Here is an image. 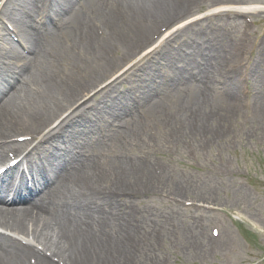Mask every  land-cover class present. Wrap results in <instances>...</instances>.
<instances>
[{"label":"bare ground","instance_id":"6f19581e","mask_svg":"<svg viewBox=\"0 0 264 264\" xmlns=\"http://www.w3.org/2000/svg\"><path fill=\"white\" fill-rule=\"evenodd\" d=\"M95 1L81 0L80 4H74L70 0H62V7L55 10L52 15L58 25V32L51 31L45 38H39L30 33L34 29L33 20L23 11H30L31 0H7L2 7V15L6 14L8 5L11 7V12L5 16L20 30L23 44L37 54L42 67L33 75V81L39 85L38 93L24 90V102L16 103L18 99L6 95L7 86L16 83L13 71L15 64L22 63L19 70L21 72L27 67V57L18 52L14 45H11L8 50L9 54L0 51V100L4 101L0 107V140L14 133L22 136L39 130V127L49 122L63 107L66 109L77 104L71 113H79V118H81L83 116L81 112L90 103L91 97L88 92L107 79L109 77L107 75L113 68L120 66L118 60L107 62L103 58L102 61L100 50L104 51V48H109L107 50L113 52L119 50L120 54L127 55L135 46L142 44L143 36H147L159 21H169L192 0H141L142 3L140 0H111V7H104L100 3L94 4ZM243 11L248 12L249 10ZM121 16H125L127 22L123 23L119 18ZM88 19H92L91 23ZM93 24L103 28L104 36L98 38V42L89 31ZM77 29H83L85 42L81 46L74 43L80 50L78 55L70 53L67 49L65 53L63 46L68 41L73 43ZM90 48H95L96 51L91 53ZM188 50V54L193 52V56L177 55L174 50L166 49L164 52L166 64L160 61L159 64L162 66H155L153 69H157L155 73L152 71L144 73V82L137 88L142 101L141 106H137L138 109L143 112L145 118L158 120L161 127L165 129L167 128L166 122L162 117L157 116L161 110L160 105L164 104L165 99L154 100L150 95L151 85L160 83L161 88H166L165 85H168L176 93L181 85L189 81V77L186 76L191 70L194 71L195 67H198L197 72L202 70L200 67L204 63L196 60L199 46L195 51L192 48ZM48 53H54L53 58L55 59H49L50 54ZM170 58L173 59L177 68L174 66L167 68ZM207 58L212 59L213 57L205 54L200 60ZM75 65L80 67L79 73H75ZM51 66L65 74L62 82H53V78L48 76ZM164 72H172L171 82L165 81ZM16 75L18 76L17 73ZM99 93L102 92L100 90L96 92V94ZM200 93L199 91L191 94L190 97L177 98L175 102L169 104L170 128L175 125V123L172 124L175 117L173 105L180 106L186 113L188 109L195 106ZM229 97L231 96H227ZM113 98L116 101L119 100V104L123 107L126 105L123 115L127 113L130 116L136 111L135 105L129 103L128 100H121L118 95H113L108 101ZM104 107L98 104L93 105L91 109L100 112ZM71 118L70 113L65 118L66 132L72 131L73 123L76 122ZM180 118L186 120V115H181ZM217 118L215 115L210 123L200 119L197 128H194V125L191 127L192 124L188 125L183 131L185 137L191 135L193 142L199 144L201 149L209 144L203 141L205 136H212V140H216L215 134L221 133V137H224L226 128ZM102 122L105 123L104 120ZM122 134L121 131L118 132V137ZM181 137L184 136L181 135ZM179 139L177 138L176 141ZM56 140L60 141L61 138ZM90 142L93 146L78 144L75 139H72L69 140L67 148L46 150L43 163H36L33 158L30 159L26 163V171L31 174L32 180L39 184V190L36 194L33 192L29 194L30 196H23V199H28L29 203L20 206L18 218L13 219L9 212H0V226L16 232L19 236H24L25 223H31L32 239L49 251L51 256L58 258L62 264H127L132 258L135 264H147L151 260L152 252L147 249L146 245H142L139 236L142 235L147 239L154 237L151 234L136 232L129 227L126 221L132 212L130 206L132 202L129 200L133 196L140 197L152 192L164 191L177 196L188 192L184 187H178L181 185L179 179L175 182L171 181L165 174L154 179L149 169L144 168L145 164L149 166L153 164L151 160L143 162L136 160L129 163L124 152L118 153L117 156L110 155L107 164L98 167L101 171L100 176L95 177L92 175V169L97 167L95 153L102 145L98 139L90 138ZM19 147L20 145H16V148ZM2 150L3 148L0 147V162L3 161ZM83 153L88 155L86 159L82 158ZM41 166L47 168L46 175L41 170L35 172V169ZM5 188H10V183H6ZM20 188L21 186H18L16 195L22 193ZM93 189L123 193L125 209L120 212L123 216H117V214L112 216L101 209L98 203L102 196ZM79 191L84 194L81 195ZM2 193L0 191V200ZM67 210H72L73 214L67 215ZM142 210L143 214L147 215L145 209L142 208ZM25 215L29 218L27 219ZM99 224L109 228L108 238L106 235L98 234L96 229ZM179 228L183 242L189 234L190 227L181 225ZM162 234L168 237L170 235L168 230ZM196 236H190L193 244H197ZM154 243L157 245V240ZM142 249L143 252H141ZM27 255L34 256L30 248L18 243L7 245L0 242V264H25ZM36 259L38 264H48L45 258L37 256Z\"/></svg>","mask_w":264,"mask_h":264},{"label":"rangeland","instance_id":"374dc122","mask_svg":"<svg viewBox=\"0 0 264 264\" xmlns=\"http://www.w3.org/2000/svg\"><path fill=\"white\" fill-rule=\"evenodd\" d=\"M211 1H217L214 4L219 2V0ZM223 3L264 6V0H224ZM211 4L207 7L201 6V4L194 5L192 8L193 11L196 10L195 17L206 12L213 6ZM251 16L255 21V28L249 40L246 41V45L256 46L264 34V11L254 12ZM220 20L226 22V18ZM234 22L237 23V21ZM224 28L226 34L229 28ZM235 28H230L231 35H234L232 31ZM225 34H223V38L226 40ZM242 37H246V35L244 34ZM165 46H169V44L166 43ZM134 51H136L135 48ZM116 55H120V53L116 52ZM122 59L128 61V58ZM259 71L261 76L259 90L263 95L258 101L259 110L254 107L252 109L259 113L260 118V114L264 117V66L260 67ZM261 119L263 120H260V123L256 121L254 126H250L248 131L240 127H231L229 134H226L227 138L224 140V144L212 146L205 156L199 155V157L196 154L198 161L192 165L186 166L184 163H180L182 160L187 161L188 150L178 152V160L175 157L174 159L164 158L170 167V172L173 168L182 175L186 173L190 180H198L199 183L204 184L210 190L209 193L213 191L211 197L217 200L215 206L227 215L202 211V213L198 212L193 216L194 212L191 211V208L176 205L167 200L164 195L155 197L150 194L145 196L146 198L138 199L134 202L133 211L135 214L132 212V222L140 221L138 214H140L139 207H142L146 214H149L148 219L144 220L149 226L154 225L153 232L163 226L175 239V243L168 239L159 251L155 250L156 252L151 256V261L148 264H246L261 259L264 254V118ZM148 130L149 128L147 129L149 134ZM127 145L135 150L133 153L136 155H141L147 150L137 147L135 141L128 140ZM198 166L200 168H196ZM170 172L167 173V177L170 174L172 177L173 174ZM239 174L247 175L251 183L238 179ZM200 202H204V200ZM182 216L187 224L201 232L196 236L197 244H193V241L190 240L192 233L186 235L185 241L182 242L178 222L174 220L176 217L181 222ZM191 219L195 222H190ZM185 222L182 223L185 224ZM217 224H219V236L212 238L209 229L217 227ZM193 236L191 235V237ZM167 256L170 257V260L165 261Z\"/></svg>","mask_w":264,"mask_h":264}]
</instances>
